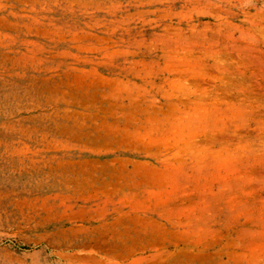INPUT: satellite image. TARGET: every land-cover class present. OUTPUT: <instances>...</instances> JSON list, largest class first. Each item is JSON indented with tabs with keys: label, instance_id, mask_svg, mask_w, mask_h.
<instances>
[{
	"label": "rangeland",
	"instance_id": "374dc122",
	"mask_svg": "<svg viewBox=\"0 0 264 264\" xmlns=\"http://www.w3.org/2000/svg\"><path fill=\"white\" fill-rule=\"evenodd\" d=\"M143 217L189 231L125 249ZM175 242L264 264V0H0V264Z\"/></svg>",
	"mask_w": 264,
	"mask_h": 264
},
{
	"label": "bare ground",
	"instance_id": "6f19581e",
	"mask_svg": "<svg viewBox=\"0 0 264 264\" xmlns=\"http://www.w3.org/2000/svg\"><path fill=\"white\" fill-rule=\"evenodd\" d=\"M133 176V174H132ZM135 176V175H134ZM137 176V175H136ZM133 194V193H132ZM147 197V196H146ZM149 197V196H148ZM107 201V199H106ZM106 203V202H105ZM108 203V202H107ZM136 205V204H135ZM143 206H134L133 210H140L141 212L143 211L145 214L148 213V211H145V209H142ZM206 210V209H205ZM152 211V210H151ZM154 211V210H153ZM152 211V212H153ZM142 212V213H143ZM151 212V213H152ZM140 214V213H139ZM166 214V213H165ZM147 216V215H146ZM140 218V217H139ZM145 218V217H143ZM164 219V217L162 218ZM142 220V219H141ZM145 220L147 221L146 223H142V225H138L135 224V227L133 226H128L126 228H124V232L126 234H121L124 235V237L126 236L127 239H129V245H124V248L130 251H136V249L138 247L142 248V249H154L155 251H158L160 249H164L167 248V243H170V233H175L176 236H181L183 233H188L189 229L185 230V226L183 225H177V224H173L170 223H165V224H159V222L153 221L149 218H145ZM167 220V219H164ZM169 220V219H168ZM188 220V219H187ZM168 222V221H167ZM187 223V222H186ZM190 224V223H189ZM202 224V223H201ZM122 226V225H121ZM101 227V226H100ZM104 229L109 230L111 227H115L114 224L111 225H103L102 226ZM137 227V228H136ZM178 230L176 231L175 229ZM97 230V229H96ZM173 230V232H172ZM175 230V231H174ZM98 231V230H97ZM102 232V231H101ZM170 232V233H169ZM169 233V235H168ZM113 234V233H112ZM117 236V234H116ZM74 237V236H73ZM122 237V236H121ZM125 237V238H126ZM80 238V237H79ZM126 239V240H127ZM101 240V239H100ZM108 240V239H107ZM114 240V239H113ZM124 240V239H123ZM120 241V240H119ZM172 241V240H171ZM89 244H91V242L94 243V240H88ZM106 242V241H105ZM102 243L101 246L102 248L106 249L107 246L106 243ZM122 242V241H121ZM193 242V241H192ZM82 243V242H81ZM117 243V242H116ZM177 244H173L174 248H176V251L174 253H170L167 256V260H169L171 257H174L172 259V261L170 260V262H167V264H197L198 262L200 264H207L206 260L204 259V257L206 256V254L203 253L204 250H200L199 247H197L196 245L190 244L188 242L184 243V246L179 245V242H175ZM110 244V243H109ZM198 244V243H197ZM111 245V244H110ZM81 246V245H80ZM83 246V245H82ZM170 246V245H169ZM203 245H200V247ZM111 247V246H110ZM113 247V246H112ZM116 247V246H115ZM114 247V248H115ZM121 247V246H120ZM180 247V248H179ZM192 247V248H191ZM85 248V245H84ZM178 248V249H177ZM190 248V249H189ZM197 248L199 250H197ZM113 249V248H112ZM123 251V250H122ZM145 251V250H144ZM119 252V251H118ZM159 252V251H158ZM219 252V251H218ZM121 253V252H120ZM164 254V253H163ZM130 255V254H128ZM159 256V255H158ZM202 257V258H201ZM204 259V260H203ZM220 257L218 255H216L215 257H210L208 258V262L210 261H215L219 260ZM203 260V262H202ZM221 261V259L219 260ZM217 261V262H219ZM160 263V262H159ZM163 264V263H162ZM212 264V263H211Z\"/></svg>",
	"mask_w": 264,
	"mask_h": 264
}]
</instances>
